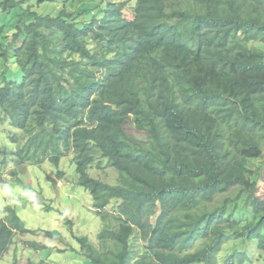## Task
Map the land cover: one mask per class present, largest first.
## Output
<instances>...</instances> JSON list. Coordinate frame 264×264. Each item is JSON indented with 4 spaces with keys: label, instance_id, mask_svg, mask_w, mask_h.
Returning <instances> with one entry per match:
<instances>
[{
    "label": "trees",
    "instance_id": "trees-1",
    "mask_svg": "<svg viewBox=\"0 0 264 264\" xmlns=\"http://www.w3.org/2000/svg\"><path fill=\"white\" fill-rule=\"evenodd\" d=\"M17 3L3 0V10ZM12 36L23 79L0 86V133L4 116L22 130L11 138L23 161L39 152L59 165L73 153L106 223L99 247L78 237L91 264H219L229 242L221 264H264V0H103L57 15L30 7ZM104 161L116 184L90 174ZM5 212L0 261L16 232H39Z\"/></svg>",
    "mask_w": 264,
    "mask_h": 264
},
{
    "label": "rangeland",
    "instance_id": "rangeland-1",
    "mask_svg": "<svg viewBox=\"0 0 264 264\" xmlns=\"http://www.w3.org/2000/svg\"><path fill=\"white\" fill-rule=\"evenodd\" d=\"M2 1L0 0V86L6 81L22 82L23 73L15 60L14 50L17 46L12 42V33L18 25L20 15L28 8L42 14L57 15L59 10L65 8L69 12L78 10L80 6L94 10L103 0H18L17 6L10 12L3 10ZM84 14L85 18L90 16L88 13ZM126 130L139 139H145L144 134L137 131L133 124H129ZM12 135L20 136L23 133L4 116L0 133V214L6 216L5 209L11 207L26 227L39 232L26 235L16 232L14 241L0 264H14L16 258L22 264L27 258L44 259L49 264H91L83 254L78 237H88L94 246L99 247L98 236L106 223L94 208L90 191L78 183V175L72 164L73 153L61 156L59 165L50 160L51 153L50 156H44L33 152L23 161L17 153L18 144L12 140ZM102 165L104 168L92 166L90 174L116 184L118 171L106 166L105 161ZM60 171L64 172L63 176L58 174ZM258 186V195L264 198V167L260 172ZM116 205H110L108 211H113ZM44 231L60 232L63 239L47 238ZM29 241L39 242L42 246L38 249L30 248ZM233 244L229 242L224 247L223 254L218 257L219 264L233 251ZM243 247L253 258H257V245L249 243ZM261 254L260 259L264 263V251Z\"/></svg>",
    "mask_w": 264,
    "mask_h": 264
}]
</instances>
